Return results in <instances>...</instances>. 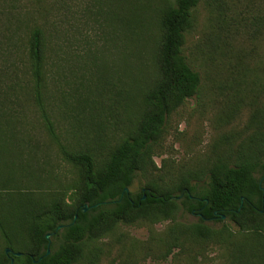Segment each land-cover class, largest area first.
<instances>
[{
	"label": "trees",
	"instance_id": "16d2710c",
	"mask_svg": "<svg viewBox=\"0 0 264 264\" xmlns=\"http://www.w3.org/2000/svg\"><path fill=\"white\" fill-rule=\"evenodd\" d=\"M236 1L252 21V54L264 40V0ZM232 2L90 0L86 12L96 11L111 38L124 33L130 41L117 76L89 50L71 46L65 0H0V157L26 141L31 155L54 150L74 176L50 192L39 189L44 180L32 171L30 185L14 187L0 170V264H264V106L243 131L248 136L236 145L240 136L227 137L202 163L154 161L164 153L172 115L202 93L197 68L212 86L218 73H236L214 86L217 96L228 92L219 122L235 117L240 87L254 86L244 80L255 70L250 56L236 54L228 67L214 57L232 54L229 44L213 41L230 35L220 24L235 12ZM200 6L211 30L189 60L187 37ZM82 88L87 97L78 94ZM13 108L31 109V139L15 138L16 125L26 123L14 120ZM222 143L227 151L213 159ZM137 179L144 183L131 191ZM181 213L197 220L184 222ZM123 227H144L148 237Z\"/></svg>",
	"mask_w": 264,
	"mask_h": 264
},
{
	"label": "rangeland",
	"instance_id": "374dc122",
	"mask_svg": "<svg viewBox=\"0 0 264 264\" xmlns=\"http://www.w3.org/2000/svg\"><path fill=\"white\" fill-rule=\"evenodd\" d=\"M89 3L90 0H65V18L67 22L65 28L67 31L71 29L72 32H75L76 36V39H73L70 35L71 46H76L75 49L80 52H83L85 49L89 50V57L95 54L94 57L100 60L101 64L105 63L107 70L111 74L115 73L114 70H116L115 75L118 76V73L121 74L118 70L124 69L126 66L124 58L126 54L124 53L127 50L125 49L127 45L129 49L131 45L130 41H127L124 33L119 36L114 35L111 38L109 30L106 28L107 24L102 21L101 17H97L96 11L90 14L86 12V5ZM243 4V1L239 4V2L233 0L231 10H235V12L233 11L228 14L233 19L229 17L220 24L223 30L230 31V35L223 31L222 33L227 37L221 36L222 40H217L216 38L213 40L216 44H229L230 47H226L227 52H225L228 53L231 50L232 54L226 57L219 55L214 57L220 61L221 66L228 67L231 61H235L233 59L236 54L244 53L250 56L248 57L250 66L254 67L255 70H251V77L244 78V80L247 83L249 80L253 81L254 86L250 88L247 87L248 85L240 87L239 96H236L237 100H235L238 106L235 117L226 123L224 121L219 122V114H222V110L228 102L226 99L228 92L223 91L221 93L224 94H221V97L217 96V90L214 86L218 82L230 83V75L233 76L236 73L224 71L218 73L219 75L215 76L216 81L215 79L213 81L216 84L212 86L211 81L213 79L210 74L208 76V72L204 73V68H197L196 71L200 73L202 80V93H200L198 98L194 97L187 100L184 106L172 115L164 137V153L154 158L158 167L161 166L162 160L164 159L166 161L173 160L177 167L182 165L190 167V165L192 166V162L202 163V160H205L204 158L213 152V146L217 143L224 141L227 137L240 136L236 142H232L236 145L237 142L251 133L248 132L245 134L243 131L250 126L249 122L252 115L264 106V94L260 93V84L263 81V72L260 68L264 66V40L261 42L262 45L259 46L257 51L251 54V51L254 50V46L256 45L251 42L253 29L248 25L252 21L250 18L247 20L243 18L246 16ZM207 14V10L203 6L198 8L197 27L187 37L186 42L185 53L189 60L195 58L194 48L198 40L209 37L207 30L210 31L211 29L206 26ZM217 30L219 29H216L215 33H217ZM79 32L81 33L79 34ZM102 58H105L106 61L103 62L101 60ZM130 58L132 62V57ZM95 63L98 64L97 62ZM256 69L259 71H256ZM90 89L92 90L93 87ZM65 90L68 91L66 87ZM225 90H227V87ZM71 93L75 94L72 91ZM78 94H81L82 97H87L88 92L82 88L78 90ZM203 98L205 100L204 103L202 102ZM22 109L13 108L9 110V113H12L14 120L17 119L26 123L23 127L19 124L16 125L18 133L15 138L27 140L29 138L31 139V109ZM10 120H12V117ZM19 147H22V149L17 148L16 151L11 150V152L0 157L2 176L5 174L8 177L13 176L12 186H19L20 181L22 183L21 185H30L31 179L29 177L31 171L37 178L44 180V183L39 188L42 191L51 192V190H60L62 186L69 183L74 177L69 167L62 162L54 150H41V152L31 155V143L28 144L26 141H23V143H19ZM227 147L225 143L220 144L216 152L212 155V158L215 159L217 155L223 156L227 151ZM31 157L33 158L31 159ZM4 178L1 177L0 181L3 182ZM143 183L142 179H137L130 190L136 191ZM32 189L36 188L33 187ZM180 220L194 222L197 220V216L181 213ZM163 227L164 224L157 225L156 229L161 230ZM123 231L140 240H146L148 237V232L144 227H123ZM106 263L107 261L102 262V264ZM140 264L155 263L152 260H146ZM163 264H171L170 258Z\"/></svg>",
	"mask_w": 264,
	"mask_h": 264
},
{
	"label": "water",
	"instance_id": "95a60500",
	"mask_svg": "<svg viewBox=\"0 0 264 264\" xmlns=\"http://www.w3.org/2000/svg\"><path fill=\"white\" fill-rule=\"evenodd\" d=\"M127 192H128V190L127 189H125ZM145 198V197H144ZM87 209H88V206L86 205L83 209H82V212H86L87 211ZM76 218V216L74 217V219ZM222 219L224 220L225 219V216L224 215H222ZM58 228H61V226H59ZM50 236H51V234H47L46 235V239L47 240H49L50 239ZM11 250L10 249H6V253H9ZM48 253H49V250L47 251ZM14 255L16 256V257H19L20 255H21V253H14ZM11 264H13V260H11Z\"/></svg>",
	"mask_w": 264,
	"mask_h": 264
}]
</instances>
